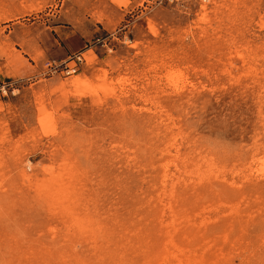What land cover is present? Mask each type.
Segmentation results:
<instances>
[{
	"label": "rangeland",
	"instance_id": "obj_1",
	"mask_svg": "<svg viewBox=\"0 0 264 264\" xmlns=\"http://www.w3.org/2000/svg\"><path fill=\"white\" fill-rule=\"evenodd\" d=\"M0 264H264V0H0Z\"/></svg>",
	"mask_w": 264,
	"mask_h": 264
}]
</instances>
